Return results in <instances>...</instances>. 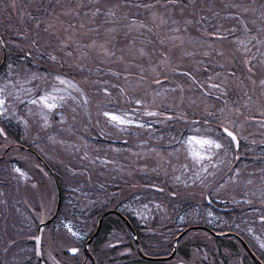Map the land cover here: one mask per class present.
<instances>
[{
  "label": "trees",
  "instance_id": "trees-1",
  "mask_svg": "<svg viewBox=\"0 0 264 264\" xmlns=\"http://www.w3.org/2000/svg\"><path fill=\"white\" fill-rule=\"evenodd\" d=\"M185 1L186 4H190L193 10L186 7L184 13H187L188 9L189 14L186 16H192L194 20L197 17V13L200 17L206 18L212 17V13L216 12L217 15L208 19L206 22L207 24H211L210 26L212 27L216 26L217 21L220 22V25L223 27H230L233 24L232 21L234 19H228L222 15L224 5L226 4L225 0H213L212 5L215 6L211 8H209L208 0H191V3L189 0H182V3L185 4ZM232 1L236 2V0ZM262 1L264 0H255L253 3L255 5H260ZM37 2V4L40 5V11H36V5H30L29 1L26 3L25 0H15L17 5L16 9L20 7L26 8L24 12L17 11L19 14L24 13V15H22V23L29 28L32 27V21L27 17L40 16V18H44L49 14L47 6L50 5L51 0H38ZM74 2L77 1L74 0ZM118 2H120V0H83V3L88 4L89 7H91L93 3L101 7H107L109 4ZM147 2H149V0L145 3ZM240 2L247 4V0H240ZM71 4L70 2V5ZM159 9L162 10L163 8ZM73 10L75 11L76 9ZM126 10L135 13L137 18H142L144 23H147L149 20V24L151 26L153 25L150 19L151 17L148 18L146 15L149 14V11H144L145 13L143 12V15H140V11L135 6H132L127 9L124 7L118 8L116 10L117 15L112 18L111 23L106 22L102 27H110L113 23L117 25L126 23L127 21L121 18L122 13ZM233 10L234 9L231 8L227 9L228 12ZM34 12L40 13L41 15H37ZM174 14L177 15L176 13ZM163 15L167 20L165 23L159 24L160 32L158 35L153 31L155 36L152 34L149 47L157 45V40L168 34L167 30L173 27L171 20L182 21L185 17L184 15H177L176 18H174L172 14L165 10L163 11ZM244 15L247 17L251 15L252 17L254 14L249 15V13H245ZM15 17L16 15L12 9L7 11V15L3 12V20L7 23ZM24 19L26 20L25 22ZM92 20L95 21V24L91 22ZM101 20L107 21L103 12L97 14L96 17H92L91 13L86 12L85 8L82 10L80 8L77 11V15L73 16L71 13L66 15L64 25L75 26L77 23L80 25V23L83 22L85 24V29L82 31L89 28L94 30L93 32L87 33V36L91 38L94 33L101 34L103 32L101 31L102 27H94L99 24ZM203 20L204 19H202L198 25L205 29L208 25L202 23ZM74 21L75 23L73 24ZM42 24L41 28H43ZM182 25L181 23L180 28ZM1 28L2 27H0V38L2 40L5 39L6 41H4L6 43L3 45L4 50L0 46V75L6 68L7 63H15L19 58L20 53H18V49H16L17 45L12 42L14 40L25 43L28 42L26 37H20L15 33L12 35V32L6 35L8 28L3 27V30H1ZM123 29L124 27H117L115 31L111 32L112 38L114 37L113 39L116 41L115 45L112 44L116 46V48H122L118 44H121V41L128 40V37L124 36L122 33ZM22 30L23 28H20V31ZM69 30L71 31V29ZM35 31L39 33L38 29ZM187 31L191 33L194 32L196 38L193 40L194 43L193 41H191V43H185L184 46L186 49L189 50L190 45H192V50L196 49L195 43L198 41H200V44L206 43V39H204V30L201 34L197 33L195 27L191 24L187 26ZM40 34L43 35V33ZM27 35L31 36L32 34ZM9 37L12 39H9ZM82 40H86L85 37L82 38ZM225 42L226 40L224 41V46L226 48L229 47V44ZM45 47H47V45H45ZM32 50L35 51L34 48ZM65 51L72 52L73 55H76L75 53L78 52V50L73 47H68ZM119 52H121V50H119ZM56 55V63H49L46 61V58L40 59L34 56L33 59L39 66L32 64L29 66L33 71H41L49 66L56 67L59 71H63L69 76L78 79L79 83L82 85L81 87L85 88L86 91L89 88L96 89L102 81H107L109 85H112V82H114V84L120 83V80L113 77L112 74L106 70L110 67L120 70L121 65H119V63L116 65L117 62L103 65L99 60L95 59V55L91 54L85 68L79 69L76 67L77 64L71 61L70 57L64 56V52L58 51ZM187 57V61L183 60L177 62L178 65L171 67L172 70L177 67L180 68L182 74L171 72L167 76L171 77V81H176L178 83L177 85H184L182 101L180 91L175 85V90L173 89L168 93L166 92V94H171L170 97L181 101L180 105H183L182 109L178 111L160 109L162 113V115L158 116L161 117L160 119L166 115H171L173 118L167 120L162 127L156 128L155 130L141 127L136 128L137 130L131 133V131L117 129L113 125L108 124L106 119L100 116L99 113L93 111L97 106L95 102H90V107L85 109L84 105L80 104L82 103L80 98L78 103L76 101H71L73 104L70 107L59 110V112L67 117L64 123L65 125L61 124L60 127L54 128L53 126L51 128H44L41 124H38V121L34 120L32 116L29 117V115H25L28 127H25L16 120L0 121V127H3L8 133L7 140L3 136H0V249L5 252L2 256L1 264L34 263L33 253L29 252V249H33V241L30 237L34 232V226L38 223L37 221L40 219L43 220L53 213L57 199V190L60 193L59 209L50 223L44 226L45 229L50 230L51 236L55 239L66 242L71 241L72 238H70L68 234H65L66 231L63 228V223L72 222V226L77 228L81 233L82 238H80V246H82L86 239L96 231L98 218L103 214L98 230L90 242V255L93 254L94 256L91 255L94 260V263L91 261V264H178L173 262L176 256L188 259L191 249L199 248V241L200 243L205 242L196 240L190 241L188 245H185L181 241L187 234H184L176 243L172 241L182 229L192 225L204 227H198L199 229L197 230L212 236L216 241L224 238L214 234L215 232L217 233L215 229L220 226L219 221L216 222L206 219L210 223V225H208L204 220V216H206L205 209L210 208L205 200L203 201L201 209L197 212L198 201L200 200L199 195L218 194L220 197L221 193H217L214 190V183L211 182V179H194L195 182L200 184H192V182H190L188 185L171 179L172 173L170 165H173L171 162L177 159L176 156L180 160L179 151L173 155L165 150H170L173 146L175 147L177 141L179 142V133L181 132V134H183L185 132L183 131L184 127L189 124V122L198 119L197 117H193V115L199 113L200 109L204 111L205 105H208L206 110H212L220 116L221 114L219 115V113L221 112L217 111L218 107L225 103L223 100H218L216 96L209 95L208 98L205 99L203 90L197 87L191 79H188L186 75L183 74L191 71L195 77L205 79L209 74V69L216 71L219 68H216L212 60H208L207 57H200L199 50L195 51L193 56ZM197 59H201L202 66L198 64L197 67L194 66ZM205 61L207 62L205 63ZM77 62L81 63L83 61ZM141 62L145 64L146 61L141 59ZM96 64H100L99 69L96 68ZM238 66H241L240 62ZM243 70L244 68L242 67V71ZM244 72H240L241 74L237 73V75L240 74V76L243 75L244 77ZM150 73L151 72L147 73L145 70L148 80L151 79V77H149L151 76ZM84 77H87V80H85ZM243 77L240 79H245ZM153 80L154 79L150 80L149 86H142L136 91L128 90L131 95H125L122 100L117 99V91L113 92L111 99L114 100V102L112 105L121 108V106H125L128 103H134L135 99L148 100V96L151 95L152 89L159 87L152 83ZM159 81V85L167 82L164 77H161ZM187 84L192 85V87L186 89ZM249 84L248 82L246 87L250 86ZM237 89L240 91H238L236 95H239L241 108L242 110H247V107L244 105L246 94L240 87H234L232 90L235 91ZM112 91H115V89H112ZM256 92L260 91L256 89ZM156 93H160L157 95L158 97L163 94L161 91H157ZM92 94L96 95L95 93ZM230 95L231 91L227 99L228 110L231 109L230 105L233 104V102H231L233 99H231ZM91 99L95 100L93 96H91ZM258 103L264 106V101L259 100ZM258 103L254 104V106L251 103V112L254 107L258 106ZM139 107L141 110H144L143 106ZM152 107L155 109L160 108L157 106ZM23 110L25 111V109ZM177 112L185 116L186 119H179L176 115ZM21 113L20 110V114ZM246 114L243 113L239 118L243 126L247 125V128H249L252 126V121H255L257 124V121L264 123V114L260 115L258 110L253 112V115L249 117ZM58 117L59 116L55 114L53 115L52 121L55 125H58V123H56V121L59 120ZM155 118L156 117H154V119ZM204 120H208L214 130L218 126V121L220 123L223 122L220 119H209L202 116V119H199L200 122H197V124L204 126ZM161 128L163 129L162 131H160ZM259 128L263 132L255 131L249 136L243 135L242 138L240 137V151L234 150L232 147L231 157L225 156L227 158L226 163L229 161L227 166L230 169L238 164L239 166H243L245 163H251L244 168L249 171L264 170V129L262 126ZM250 129L253 130V127H250ZM50 130L51 132H49ZM172 133H176V138L174 139L175 142L170 144L167 141L172 136ZM50 136L55 137L57 142L53 143L49 139ZM160 136H166V138L163 139L165 141L164 143H160ZM81 137H83V142L81 145H78L79 138ZM60 141H63V143H60ZM126 145H128V148L123 149ZM112 146H116L117 149H114ZM152 150L155 152L161 151V154L157 155V153ZM85 153H87V156H85ZM46 155H48L49 159H45L47 157ZM81 157L84 158L81 159ZM97 157H103L107 161H112V163H102ZM161 157H163V160ZM179 160L177 159L179 166H177L176 170L182 171L183 169L180 167L182 164H180ZM13 164L25 169L31 175V179L26 181L18 179V174L12 171ZM36 165H39V167L37 168ZM73 169L76 171L73 172ZM175 174H177L176 171H174V176ZM193 174L195 175V172ZM249 178H254V184H251V186H258L260 178L250 174L248 175L246 172L241 175V179ZM34 182L37 184L36 188L32 187ZM152 185H156L157 188H162L163 191L155 190L151 187ZM46 187L49 192V196L46 199L51 201V205H44L46 213L43 217L37 219V214L40 213L42 204L40 202V196L44 193L43 190H45ZM73 188H75L76 191H73ZM239 188L241 189V186ZM172 192H176L177 195L175 197L171 196ZM142 196L145 197L143 201L140 199ZM211 200L213 203H217L214 201V197H212ZM144 203L151 208H158L157 205L161 208V210L158 209V213L154 214L152 220H138L133 213L134 210L139 214ZM188 209L192 213V217L187 220L189 221L192 218L195 220L198 219V223L184 224L180 221L181 214H184ZM202 210H204L203 215ZM239 211L242 212V209ZM121 216L130 223L134 231V236L138 240L142 253L145 256L165 257L175 249L170 260L147 259L138 255L134 247L135 245L132 243L134 240L132 236L130 237L131 239H129V247L134 252L133 254L125 253L120 255L117 261H100L97 259L96 255L98 251L108 240L109 234L113 229H123L128 232ZM212 218H214V216H212ZM251 224L255 225L253 222H251ZM167 228H169L168 231H165ZM209 229L214 231V233H209ZM244 230V228L239 229L238 225H234L229 231L239 236L264 264V260L260 257V254L264 255V251L258 253L250 239L248 241V237H245ZM231 238L242 248L245 254L244 262L246 264L247 262L255 264L240 240L236 237ZM9 240H12L13 244L9 245ZM66 242H64V244ZM228 249L233 251L235 249L234 244L230 243ZM109 250L110 252L114 251L113 248ZM109 259L111 260L114 258L110 257Z\"/></svg>",
  "mask_w": 264,
  "mask_h": 264
},
{
  "label": "snow or ice",
  "instance_id": "snow-or-ice-1",
  "mask_svg": "<svg viewBox=\"0 0 264 264\" xmlns=\"http://www.w3.org/2000/svg\"><path fill=\"white\" fill-rule=\"evenodd\" d=\"M191 3V0H189ZM13 9L16 8L15 0L10 5ZM135 6L139 9H153L155 7L163 8L168 13H172L175 9L179 8L181 12H183V8H186L188 5L183 4L181 6V0H164L161 4L159 0H151L150 3H145L144 0H120V2L115 4H109L107 7H101L95 3L89 7L88 4L83 3V0L75 3L74 5L67 7L65 9L64 14L68 15L71 13L73 16L77 15L73 9L85 8L86 12L91 13L92 17H96L97 14L103 12L104 16L107 18V21L101 20L100 24L95 25L96 28H100L106 22L111 23L112 18L117 15L116 10L118 8H130ZM215 5L209 4V8L214 7ZM234 9L235 11L228 12L227 9ZM244 13H253L251 19H248ZM24 15V13H21ZM151 19L155 22L159 19L160 23H165L167 18L164 17L163 13L157 14L155 11L149 13ZM217 13L213 12L212 17L216 16ZM222 15L228 19H234L235 23L232 24L231 28H225L221 25H216L215 27L209 26L204 29L206 43L196 45V49L188 50L184 47L185 45V34L187 32V26L193 23L199 24L202 19L205 20V23L208 19L212 17H200L197 13V17L194 20L192 16H185L182 21L181 20H171V24L173 27L167 30L168 34L164 37L160 38V44H167V49H161L156 45H153L152 51H147L144 46H136L134 39L127 40V46L124 51H121L117 56L114 46L109 48L108 45L112 42V37L108 34L115 31L117 27H125L129 32L137 31L139 29H145L150 27L148 24L143 21H137L136 14L125 11L122 13L121 18L125 19L127 22L122 25H117L115 23L112 24L111 27L104 29V37L102 38L99 33H94L91 38L87 36V33L93 32L94 30L89 28L85 31H80L85 29V24L83 22L80 23L79 29L74 27L73 25L64 26V21L59 18V16L55 14H51L48 17L40 18V17H31L29 19L32 21V27L27 28L23 31L16 33L20 37L26 36L29 32H31L33 38L27 42L25 47L21 48L18 60L13 63L9 62L6 67L7 76L0 77L2 79V84H0V121H11L16 120L19 121L20 124H23L25 127L28 126V122L24 116L17 114L15 111V105L13 104V99H18L20 94H24V99L27 101L29 105L39 104L41 105L40 112L43 117L41 121L42 127H48L50 124L49 115L53 113L54 110L61 108L63 106V102L66 97H70L72 100L76 101L78 98L73 96L68 89H73L79 93V97L83 99L85 106L88 104V96L85 91L79 86V82H75L74 80L69 79L65 74L58 70L56 67H46L43 72L33 71L29 66L30 64L34 65L35 60L33 57H39L40 59H45L49 63L57 62L56 53L64 52L65 57H70L73 55L72 52L65 51L68 47H73L77 49V55L75 60L83 61L76 65L79 69H84L87 64L92 53L95 54L97 59L101 61H107L109 63L119 62L121 64V69L116 70L113 68L106 69L108 72L112 74L113 77H116L120 80V83L109 85L107 81H102L96 88L97 92L104 93L105 100L107 103H113L112 89L117 91V99L122 100L125 95H131L128 91L129 81H133L135 86H139L140 84H144L148 77L145 74V66L144 63L141 62V58L147 61L149 67L154 68L155 65L152 64V60L155 59L156 64L161 67H167L171 63L172 59V50L179 47L180 56H193L195 51L199 50L200 57H209L212 58V63L222 69V71H213L209 69V74L206 76L204 80H198L197 77L194 76L193 72L188 71L184 74L192 80V82L199 88H201L204 92V98L207 99L209 95L216 96L218 100H223L225 103L221 106L219 111L222 113V123L217 122L218 126L215 130H213V126L209 124L208 120H204V129L201 131L199 128L192 129L189 127L190 132H196L195 135H188L181 141L182 144L185 145V151L187 153V157H191L194 165H201L202 161L207 160V163L211 165L213 169L216 168V165L211 164L212 157H217V163H221L218 159V154L220 151H223L226 156L231 155L233 145H237L238 143V133L235 128L230 125V121L227 118L228 116V104L227 99L229 92L232 91L234 87H240L244 90L245 94H247V83L251 82L253 89H258L262 95H264V2H262L259 7H257L253 0H247V4L240 2V0H236V2H231L224 5V11ZM95 24V21H91ZM43 23V28H41V24ZM75 21L73 22V24ZM184 25L183 32L181 31L180 24ZM153 27H159V24L154 23ZM39 30V33L35 30ZM71 29V31H69ZM79 32V35L77 33ZM40 33H43L41 35ZM235 33H239V35H234ZM80 37H85L86 43H82ZM231 38L232 46L225 47L224 41L227 38ZM255 41L253 45L251 42ZM4 40H0V46L5 45ZM13 43H16L13 41ZM47 45V47H45ZM35 49L33 51L32 49ZM233 50L238 51L241 54L240 63L244 67V77L245 79H240L237 77L236 69L232 67V61L235 60V55L233 54ZM257 55L259 56V60L257 59ZM114 58V59H113ZM207 61H205L206 63ZM75 63V61H74ZM196 64L202 66L201 59H197L195 61ZM227 65V67H226ZM100 64H96V68L99 69ZM174 71H181L180 68H175ZM157 76H163L162 72H156ZM15 76V83L12 79L8 77ZM166 79V77H164ZM87 80V77H84ZM36 81V85L33 87L31 82ZM44 82V87H40V83ZM49 82L51 84L49 85ZM152 83L159 85V80H153ZM16 84H19L20 87H16ZM64 85L66 84L68 88L60 89L57 88L56 85ZM25 85H28L26 88ZM123 85V86H122ZM176 88L179 89L181 94V101L183 98L184 85H176ZM39 90V94L36 95V90ZM175 90V89H174ZM15 92L17 96L13 99H10V95L12 92ZM63 92L64 95H53V93ZM154 95H159V93H154ZM181 101L174 100V103L179 105ZM248 100H245L247 103ZM135 105L143 106L147 103L146 100L143 99H135ZM208 105H205V109ZM11 109V110H10ZM236 112H239L240 109L237 107L233 109ZM139 109L132 108H124L118 109L116 111L103 110L100 112V115L107 118L106 122L108 124H112L113 126H128V125H136L144 128H151L152 125L147 123L141 119L133 118L136 112ZM264 111V109H262ZM28 113L31 114V109H28ZM55 115L60 117V120L56 121L58 124H64L67 117L56 111ZM142 115L144 116H157L162 115V113H158L156 111H149L147 107L144 108ZM179 119H186L185 116L181 115L179 112L176 114ZM209 117L211 113H208ZM168 119H172L173 117L169 115L166 117ZM123 130V129H121ZM0 136H3L6 140L8 139V133L3 128L0 127ZM49 139L56 143L55 137H49ZM63 143V141H60ZM200 146L198 149H195L193 146ZM206 146V147H205ZM214 149L216 151H214ZM87 156V153H85ZM186 157V159H187ZM84 157H81L83 159ZM100 159L102 163H112V161H107L103 157H97ZM163 160V157H161ZM38 168L39 165H36ZM181 168L184 169L185 172L188 171V167L186 164L180 165ZM12 171L18 174V179L24 180L25 178L31 179L28 176V173L22 170L21 167H18L16 164L12 165ZM73 172L76 170L73 169ZM205 168L203 166L197 168V175L194 178H199V174L203 173ZM239 169L236 172L231 173V179L236 181L240 179L239 177ZM260 171V189L253 190V196L259 193V202L261 205H264V170ZM208 175H212V173H208ZM176 181H180V176H174ZM245 185L253 184V179L249 178L243 181ZM223 185L218 181L216 187H222ZM33 188L37 187V184L34 182L32 184ZM152 188H157L156 185H152ZM76 191L75 188L72 189ZM162 191V189H159ZM177 195L176 192H172L171 196L175 197ZM247 195V192L245 193ZM49 196L48 189L44 190V193L41 196V200L47 198ZM245 204L249 205V210L251 211V202L249 200H244ZM159 207V205H157ZM46 213V209L44 208L43 203L41 204V211L37 214V219L43 217ZM209 216L212 215L211 212L208 213ZM185 219L184 215L181 214L180 221L183 222ZM258 220L261 223H264V214L258 216ZM40 223H43V220H40ZM63 228L66 229L67 233L70 236L75 237L77 239L82 238L81 233L79 231H75L72 227L71 222H64ZM251 231V229H249ZM179 235V233H178ZM34 241V248L29 249L30 253H33L36 258V264H43V257L45 255V249L43 247V228L36 225L35 233L30 237ZM8 244H13L12 240L8 241ZM52 245H49L51 247ZM264 248V243L260 245ZM67 251L69 253L76 254L78 253V248L74 246L67 247ZM127 251V250H126ZM48 256H51V252L47 253ZM208 253L204 252L201 249L195 250V254L192 257L191 261L180 260L179 264H205L207 260ZM59 264V262H57Z\"/></svg>",
  "mask_w": 264,
  "mask_h": 264
},
{
  "label": "rangeland",
  "instance_id": "rangeland-1",
  "mask_svg": "<svg viewBox=\"0 0 264 264\" xmlns=\"http://www.w3.org/2000/svg\"><path fill=\"white\" fill-rule=\"evenodd\" d=\"M25 1H26V3L29 1L30 5H36V7H35L36 11H40L41 10L40 9V5L37 4L38 0H25ZM75 1L79 2V0H75ZM146 1H148V0H145L144 2H146ZM12 2H13V0H0V27H2L1 30H3V27H7L8 28V30L6 31V35L8 33H11V32H12V35H14L13 33H15V34L18 33V31H20V28H23V30L25 29V27L29 28L28 26H25V24L22 23L23 22V16L18 13V11L19 12H24L26 10V8L25 7H20V8H17V9L16 8L13 9L10 6ZM70 2L72 3L71 5H70ZM77 2H74V0H51L50 5L47 6V9L49 10V14H47V17L49 15H51V14H55V15L59 16V18L61 20L64 21L65 17H66V15L64 14L65 9L67 7H70V6L74 5ZM150 2H151V0H149V2H147V3H150ZM163 2H164V0L159 1V3H161V4ZM212 2H213V0H208V4H212ZM231 2H233V1L232 0H225L226 4L231 3ZM253 2H255V0H253ZM262 2H264V1H262ZM181 4L183 5L182 0H181ZM185 4H186V1H185ZM187 5H188L187 7H189L191 10H193V8L190 6V4H187ZM256 6L259 7V5H256ZM11 9L14 12V14L16 15V17L13 20H10L9 23H7V22H5L3 20V12L7 15V11L11 10ZM82 9L83 8H81V10ZM184 9L185 8H183V12H181L180 9L177 8L173 12L176 13L177 15L186 16V15L189 14V12H188V9H187V13H184ZM77 11L78 10L76 9L75 12H77ZM139 11H140L139 14L143 15L144 11H149V13L152 12V11H155L157 14H160V13H163L164 10L163 9L161 10V9L155 7L153 9H143V10L139 9ZM233 11H235V10H233ZM173 12L171 13L173 15L172 17L176 18L177 15H175ZM230 12H232V11H230ZM34 13H36L37 15H41L40 13H37V12H34ZM250 14H253V13H249V15ZM146 15H147L148 18H150L149 14H146ZM38 17H40V16H38ZM27 18L29 19V17H27ZM247 18L251 19L252 17L250 15ZM25 21L26 20L24 19V22ZM137 21H143V19L142 18L141 19L137 18ZM151 21L153 22V24L154 23L160 24L159 19H157L155 22L152 19H151ZM232 22L235 23V20H233ZM149 23H150V21L148 20V22L146 24L149 25L151 30H149L148 28H145V29H139L137 31L129 32L128 29L124 27L122 33H123L124 36H127L128 39H134L137 47L144 46L147 51L151 52L153 46H151V47H149V46L151 44L152 34L155 36L153 31H155V33L158 35L160 30H159V27H154L153 28ZM202 23L207 24V23L204 22V20H203ZM217 23H219V24H217ZM217 23H216V25H220V22L217 21ZM207 25H208L207 27H209L211 24H207ZM64 26L66 27L67 24L64 25ZM192 26L195 27V31L197 33L201 34L203 32V30H204V27L201 28L199 25H196L195 23H193ZM231 26L230 27L226 26L225 28H229L230 29ZM74 27L79 29V24L77 23ZM105 28H109V27H102L101 28V31H103V32L100 34V36L102 38L105 35L104 34V29ZM183 29H184V25L181 26V31L182 32H183ZM80 31H82V30H80ZM28 34H31V32H29ZM77 35H79V32L77 33ZM108 35L110 37H112L111 33H109ZM234 35H239V33H235ZM31 36L30 35H26L24 37H26L28 39V41H29L30 39L33 38V36H32V38H31ZM82 38H84V37H80L81 42L82 43H86L87 41L86 40H82ZM113 38H112V42L108 45L109 48H112L115 45L116 41ZM195 38L196 37L194 36V32L191 33L190 31H187L186 34H185V43H188V42L191 43V41L195 40ZM9 39H12V38L9 37ZM14 41L16 42L15 44L17 45L16 49H18L17 51H18V53H20L21 48L25 47V45L27 43L18 42L16 40H14ZM157 41H158L157 45H156L157 47H160L161 49H167L168 48V45L166 43L165 44H160L159 43L160 39H158ZM193 43H194V41H193ZM225 43L229 44V47H231L232 46L231 38L229 37V39H226ZM251 43L254 45L255 41H252ZM198 44H200V41L196 42L195 46L198 45ZM118 45H120V47H122V48H116V46H114L117 56L120 54L119 50H121V51L125 50V47L127 46V40L121 41V44H118ZM189 47H190L189 50H192V45H190ZM262 51H264V49H262ZM75 54L77 55V53H75ZM92 54L95 55L94 53H92ZM233 54L235 55V60L232 61V67L234 66L233 68L236 69V73L244 72V70L242 71L243 65L241 64L240 67L238 66L239 61L241 59V54L238 51H236V50H233ZM76 55H72V56H70V58H71V61H73V62L75 61V64H78V62L75 60ZM186 58H188V57L187 56H185V57H181L180 56L179 47H177L176 49L172 50L171 63L167 67H161L160 65H157L155 59L152 60V64L155 65V67L154 68L149 67L148 64H147V61L144 60L143 58H141L144 61H146L145 64H144L145 70L147 71V73L151 72L150 73L151 76H149V77H151V79L160 80L161 77H166L165 80H167L166 83H162V85H158L159 87H156L155 89H152V91L150 93L151 95L148 96V100L146 99L147 103L145 105H143V109L145 107H147L149 111H156L158 113H161L160 109L167 110V111H169V110L178 111V110L182 109L183 105H180L181 103H179V105L177 107V105L174 103V100H176V99L173 98V97H170L171 94H166V92L168 93L169 91H172L173 89H175L174 85L176 86L178 84L176 81H171V77L170 76L169 77H167V76L171 72H177V71L172 70L171 67L175 66V65H178L177 62H180V61H183V60L187 61ZM207 58H208V60H212L211 56H209ZM95 59L99 60L101 62V64H103V65H108L109 64V62H107V61H101L100 59H97L96 56H95ZM189 59L192 60L191 58H189ZM257 59L259 60V56L258 55H257ZM118 63L119 62H117L116 65ZM7 65H8V63H7ZM7 65H6V67H7ZM34 65L39 66L38 63H35ZM119 65H121V64L119 63ZM194 66L197 67V64H195ZM51 67H53V66H51ZM216 68H219V67H216ZM37 71H39V70H37ZM43 71L44 70H41L40 72H43ZM216 71L219 72V71H222V69L219 68ZM61 72H63V71H61ZM156 72H162L163 76H157ZM63 73L69 79L74 80L75 82H79V80L76 79L75 77L69 76L65 72H63ZM177 74H182V72L179 71V72H177ZM240 74L237 75V77H239ZM3 76H7L6 68L3 70V73H1V75H0V77H3ZM181 76H183V75H181ZM186 77L189 79L188 76H186ZM241 77H243V75L240 76L239 78H241ZM8 78L12 79L14 81V83H15V76L8 77ZM243 78H245V77H243ZM151 79L147 80L144 84H140L139 86H135L133 81H129L128 90L136 91L137 89L141 88L142 86H149ZM197 79L198 80H204V78H201V77L200 78L198 77ZM2 82H3L2 79H0V84H2ZM36 83H37L36 81L31 82L33 87L36 85ZM39 83H40V87L41 88L44 87V82L43 81H41ZM249 83H250L249 84L250 86L247 87L248 91H247V94H246V100H248V102L245 103V104L242 102L247 107V110H242L240 99H239V95H236V93L239 91V89H237L235 91L232 90L231 91V95H230L231 99H233V100H231V102H233V104L230 105L231 109L228 111L227 118L230 121V125L233 128L236 129V131L238 133V136H239V139H240V137L242 138L243 135L249 136L252 133H254L255 131L263 132L262 130H260V128H259L260 126H262V128L264 129V123H261V122H259L257 120L256 121L258 122V124L255 121H252V124H251L252 126H250V127H253V130L250 129V127L247 128V125L243 126L240 123V121H239V118L243 115V113H245V114L247 113L246 115L248 117L253 115V112H256V110L259 111L260 115L264 114V111H262V109H264V106H262V105H260L258 103L259 100L264 101V95H262L261 92H256V90L253 89V86H252L251 82H249ZM50 84H51V82H49V85ZM112 84H114V82H112ZM79 86L81 87L82 85L79 83ZM16 87H20V85L16 84ZM25 87L27 88L28 85H25ZM56 87L60 88V89L68 88V86L66 84H64V85L57 84ZM190 87H192V85H190V84L186 85V89H189ZM81 88L85 91V93L88 96V104H87V106H85V104L83 102V99L79 97V93L78 92H76L73 89H68V91L71 92L73 96H76L78 98L76 100L77 103H78V100L80 98V100L82 102L80 104L84 105L85 109H87V107H90V104H89L90 102H95L97 104V106H96V108H94L93 111L95 113H99V115H100V112L105 110V109L110 110V111L118 110V108L113 106L112 103L109 104V103L106 102L104 93L97 92L96 89L89 88L86 91L85 88H83V87H81ZM157 91H161V92H163V94L161 96H159V97L157 95H154V93H156ZM91 92L95 93L96 95H93ZM113 92H116V90L112 91V93ZM38 94H39V90L37 89L36 90V95H38ZM53 95H64V93L63 92L53 93ZM16 96H17V94L13 91L9 98L13 99ZM91 96H93V98L95 100L91 99ZM95 96H96V98H95ZM71 101H74V100H72L70 97H66L64 102H63V106L61 108H58V109L54 110L53 113L51 115H49L48 118H49L50 124H49L48 128H51L53 126H54V128H56L58 126L59 127L61 126V124L55 125V123L52 121L53 115L55 114L56 111L65 109L67 107H70L73 104V103H71ZM112 101L114 102V100H112ZM176 101H178V99ZM251 103L253 104V106H254V104L258 103V106H256L257 109H256V107H254L252 112H251ZM13 104L15 105V111L17 112V114H19L21 116H24V117H25V115H29V117L32 116L34 120L38 121V124H41V121L43 119V117L41 115V112H40L41 105H39V104L29 105L27 103V101L24 99V94H20L18 99H13ZM152 106H157V107H160V108L159 109H155ZM221 106L218 107L217 111H219ZM121 107L123 108V106H121ZM237 107L240 109L239 112H236V111L233 110V109H235ZM112 108H114V110H111ZM23 109H25V111ZM28 109H31V114L28 113ZM20 110L22 112L21 114H20ZM142 113H143V110L137 111L133 118H138V119H141V120H143V121H145L147 123H150L151 125H153L151 127V129H154V130L156 128L162 127V125L165 124L167 120H169L168 118L165 119V117H168V115H166L162 119H160L161 117H158L160 115H157V116H144V115H142ZM208 113H211L210 117H209ZM219 115L220 116H218L216 114V112H214L212 110L204 109V111H203L202 109H200L199 113L193 115V117H197L198 119H196L193 122H189V124H187L184 127L183 131H185V133H189L188 135H195L197 133L194 132V131L190 132L189 131V127H191L192 129L199 128L201 131H203L204 126L197 124V122L198 123L200 122L199 119H202V116L203 117H207L209 119L211 118V119H220V120H222L221 119L222 113H219ZM100 116H102V115H100ZM154 117H156V118L154 119ZM58 118L60 120V117H58ZM105 119H107V118H105ZM62 125H65V124H62ZM128 126L131 127L130 128L131 129L130 130L131 133H134L137 130L136 128H133L134 126L136 127V125H128ZM128 126H119V128L123 129L124 131H128L129 130ZM162 130L163 129L161 128L160 131H162ZM213 130H214V128H213ZM49 132H51V130ZM175 134L176 133H172V136L167 141L168 143L172 144V142H175V140H174L176 138ZM188 135H186V136H188ZM186 136L181 137V140L179 142L177 141L175 147L173 146L170 150L165 149V150H167V152H169L170 154H173V155L178 153V151H179L180 160H179V158L177 156H176V158L179 160L180 164H186L187 165V167H188V171L187 172H185L184 169L182 168L183 169L182 171H180L178 174H175V176L176 175L180 176V181L179 182H181L184 185H188V184H190V182H192V176L189 173L191 171V163L194 165V163L192 161V158L191 157H187V153L185 151V145L181 143V141H183ZM164 138H166V136H160V139L159 138H157V139H159L160 143H164L165 142L163 140ZM82 142H83V137L79 138L78 145H81ZM112 147L114 149H117L116 146H112ZM193 147L195 149H198L200 146L194 145ZM240 147H241V145H240ZM127 148H128V145L123 147V149H127ZM214 151H216V150L214 149ZM238 151H240V150H238ZM153 152H155V151H153ZM155 153H157V155H160L161 151H156ZM42 154H44V153H42ZM46 156L47 157L45 159H49L48 155H46ZM225 156L226 155L224 154L223 151L219 152L218 159L220 158L219 160L221 161V163H217V157L209 158V159H211V164L216 165L215 169H213L211 167V165H209L207 163V160L202 161L201 165H194V168H195L196 171H197V168L203 166L205 168V170H208L209 173H212V175L206 174L205 179H211L212 183L214 182V180L216 181L213 184L214 190L217 193H221L220 195L222 197L221 196L219 197L218 194H215V195L214 194H212V195L210 194L209 196L211 198L214 197V201L220 202L221 206H223V207L231 206V208H232V211H228V212H225V213H220L219 215H218V212H216L217 214L214 215V218H212L213 214L211 216L208 215V213L211 212V210L206 208L205 209L206 216H204L205 217L204 220L206 221V223L208 225H210V223L206 219L214 220L216 222L219 221V224L222 225L221 228H226L227 230H230L231 228H233L234 225H238L239 229H243L244 228L245 229L244 230V235H245V237L246 236L248 237L247 240L249 241V239H250V241L256 247L258 253H262V249H264V248H262L260 245L262 243H264V236L260 235V232L257 229L258 226L251 224V222H253V223L260 222L258 220V216L256 215L257 212H261V211L264 212V207L257 208V204L259 202V193L257 192L256 196H253V194H252L254 189L258 190L260 188V184H258V186L245 185L243 181L246 180V179H241V175L245 174V172L248 175L250 174L252 176H256L257 178H260V171L259 170L249 171V170H246L244 168V167H247L248 165H250L251 163H245L243 166L242 165L239 166V164H238L234 168L232 167L233 169L232 168L230 169L227 166L229 164V161H228V163H225V161H226V159H224ZM229 156L231 157V155H229ZM186 157H187V159H186ZM177 159H175V160H173L171 162L173 165H170V170H171V173H172L171 179H173V180H174V171L177 169V166H179V164L177 163ZM263 166H264V161H263ZM226 167H228V168H226ZM237 169L240 170L239 174H238L240 179H238L236 181H233L231 179V173L236 172ZM244 170H246V171H244ZM176 172H178V170H176ZM252 179H254V178H252ZM218 181L223 185L222 187H216V184H217ZM240 186H241V189L239 188ZM41 187H42V185H41ZM46 189H47V187H46ZM43 192H44V190H43ZM246 192H247V195H245ZM41 196H40V202L43 203V205H45V206H46V204L48 206H50L51 205V201L47 200L45 198L43 200V202H42ZM244 196H245V200H249L251 202V208H252L251 211L249 210V205L244 203V198H243ZM199 197H200V200L198 201L197 212H199V210L201 209V206L203 204V201L205 200L203 195H201V196L199 195ZM151 198H153V197H151ZM165 200H166V198H165ZM232 206L235 207V208H233ZM238 209L239 210L242 209V212H240ZM203 214H204V210H202V215ZM183 215L185 216V219H184V221L182 223H184V224L198 223L197 222L198 219L195 220V219L192 218L189 221L187 220L190 217H192V213L190 212L189 209ZM139 216H141L142 219H150L152 217L151 214L148 213V208H146V207H142L141 211L139 212ZM249 229H251V231H249ZM186 234L187 235L181 241L185 245H188V243L190 241H196V240H201V241H205V242H201L200 243V241H199V243H198L199 248H192L191 251H190V256H189L188 259H184L181 256H176L174 260H176V261H180V260L191 261L192 257L195 254V250L201 249L204 252L208 253L207 260L205 261V264H246L244 262L245 261V258H244L245 254H244L242 248L237 244V242L234 241L233 238L224 237L221 240H217L216 241L212 236L206 234L205 232L197 230V229L190 230ZM51 237L52 236L50 235V230L44 228L43 229V247H44L45 250L47 248V245L52 244ZM196 237H197V239H196ZM129 239H131V238H130L129 234L126 231L121 230V229H118V230L113 229L112 232L109 234L108 240L101 246V249H100L101 253L97 254L96 258L99 259L100 261L101 260L117 261L118 257L120 255H123L125 253L133 254L134 252L129 247ZM54 240H55L54 245L58 246L60 244V242L57 241L56 239H54ZM132 243L134 245V241H132ZM230 243H233L234 246H235V249L233 251H230L228 249V246H229ZM249 244H250V242H249ZM75 245H77V244H75ZM112 247H115V250L112 253L108 252L107 250L112 248ZM88 251H90V247L89 246H88ZM111 254H113V256H111ZM46 255H48V254H46ZM91 255L93 256V254H91ZM110 257H113L114 259L110 260L109 259ZM260 257L264 260V255L260 254ZM101 258H103V259H101ZM80 259H81V257H80ZM88 260H89V257H88ZM79 261L84 263L83 260H79ZM84 264H91V262L87 261ZM247 264H251V263L247 262Z\"/></svg>",
  "mask_w": 264,
  "mask_h": 264
},
{
  "label": "flooded vegetation",
  "instance_id": "flooded-vegetation-1",
  "mask_svg": "<svg viewBox=\"0 0 264 264\" xmlns=\"http://www.w3.org/2000/svg\"><path fill=\"white\" fill-rule=\"evenodd\" d=\"M224 159H227V158L224 157ZM243 198L245 200V196ZM144 199H145V197H144ZM207 204L210 207V208L209 207L208 208L211 210V212L213 214L212 216L216 215L217 214L216 212H218V215L220 213L224 212V211L219 210V208H224V207H220V205H219L220 202L219 203L218 202L217 203H213V202L210 201V203L207 202ZM229 207L230 208L226 210L227 212L228 211H232L231 206H229ZM262 207H264V205H261L260 202H258L257 208H262ZM263 213H264L263 211L257 212L256 215L259 216V215H262ZM255 225L258 226L257 229L259 230L260 235L264 236V223L255 222ZM168 229L169 228L165 229V231H168ZM65 234H67V233L65 232ZM50 235H51V232H50ZM51 239H52V244H49V245H52V246L49 247V245H47V248L45 250V255L43 257L44 264H57V262H59V264H84L87 261L91 262L90 258L88 260L89 256L85 255V253L83 251V248H84L83 245L82 246H80V244L79 245H74V247H77L79 251H78V253L73 254V253H69L67 251V247H70L69 242H66V241H63V240H60V239H56V240H60V241H63V242L59 241L60 244L58 246H55L54 245V242H55L54 239L55 238L51 237ZM64 242H66V243L64 244ZM112 248L115 250V247H112ZM107 251L110 252L109 249ZM262 251H264V249H262ZM48 252H51V256L50 257L48 255H46ZM96 253H97V251H96ZM100 253H101V251L99 250L97 254H100ZM110 253H112V252H110ZM3 254H5V252H3L2 249H0V264H1V260H2ZM111 256H113V254H111ZM80 257H81V259H80ZM33 259H34V254H33ZM79 260H83L84 263L80 262ZM36 261H34L33 264H36Z\"/></svg>",
  "mask_w": 264,
  "mask_h": 264
},
{
  "label": "water",
  "instance_id": "water-1",
  "mask_svg": "<svg viewBox=\"0 0 264 264\" xmlns=\"http://www.w3.org/2000/svg\"><path fill=\"white\" fill-rule=\"evenodd\" d=\"M1 40V39H0ZM2 48H3V46H1ZM234 146H236V145H234ZM105 214V213H104ZM193 227H200V228H204V227H202V226H193ZM190 228H192V227H188V228H185L177 237H176V239H179V237L181 236V235H183L184 234V232L186 231V230H188V229H190ZM209 232L210 233H214V232H212L211 230H209ZM95 234V233H94ZM215 235H219V236H225V235H233V236H235L238 240H240V242L244 245V247L246 248V250L248 251V253H249V255L252 257V259L255 261V263L256 264H261L260 263V261L255 257V255L250 251V249L246 246V244L242 241V239L240 238V237H238L237 235H235L234 233H232V232H223V233H214ZM139 249V248H138ZM139 251V250H138ZM139 253H140V251H139ZM141 255H143L142 253H141ZM171 255H172V253H171ZM171 255H169L168 257H170ZM143 257L145 258H150V257H147V256H144L143 255ZM168 257H166V258H168Z\"/></svg>",
  "mask_w": 264,
  "mask_h": 264
}]
</instances>
